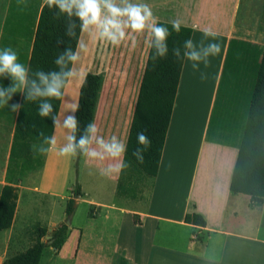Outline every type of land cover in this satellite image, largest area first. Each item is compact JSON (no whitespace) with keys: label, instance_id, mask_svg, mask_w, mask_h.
I'll list each match as a JSON object with an SVG mask.
<instances>
[{"label":"crops","instance_id":"1","mask_svg":"<svg viewBox=\"0 0 264 264\" xmlns=\"http://www.w3.org/2000/svg\"><path fill=\"white\" fill-rule=\"evenodd\" d=\"M139 2L150 5L159 21L179 19L197 28L191 37L197 44L203 30L216 31L221 54L210 68L201 65L205 81L184 61L158 174L143 182L148 195L119 196L120 175L109 179L108 188L96 184L98 193L81 185L64 245L46 247L40 264H264V203L253 207L249 194L230 188L264 52V0L244 7L243 0ZM10 3L0 0V49L13 48L28 66L38 16L33 27L31 18L8 17ZM110 55L103 65L91 64L80 89L87 72L103 74L95 122L105 138L117 135L126 143L148 54L137 72L110 64ZM0 84L7 87L10 80L0 78ZM14 99L20 102V94ZM17 116L0 107V195ZM62 159L49 154L41 168L16 181L13 223L0 230V263L47 240L49 230L66 221L73 187L60 184ZM92 205L97 212L90 217ZM189 212L201 214L206 225L186 222ZM41 228L48 233L40 236Z\"/></svg>","mask_w":264,"mask_h":264},{"label":"trees","instance_id":"2","mask_svg":"<svg viewBox=\"0 0 264 264\" xmlns=\"http://www.w3.org/2000/svg\"><path fill=\"white\" fill-rule=\"evenodd\" d=\"M28 2L30 5H27L26 12L23 4L18 5V0H11L8 13V17L16 12L20 19L31 18L32 27L38 16L35 31L33 28L31 30V33H34V41L28 66L33 72L56 69L55 57L69 45L75 50L76 40L65 34L67 19L65 16H57L58 9L50 10L47 6L42 7L43 0H26V4H29ZM29 12L32 14L30 15ZM76 22L79 24L78 20ZM159 22L168 27L171 32L168 40L169 56L154 64L150 58L152 50L149 49L126 142L128 147L126 161L130 166L120 174L117 189L119 196L137 198V189L130 180L133 175L156 177L158 174L185 61L173 57L171 48L181 46L185 39L192 37L193 33L192 27L182 25L181 32L177 34L172 30L170 22L161 20ZM76 31L79 35V27ZM59 39H62L64 43L58 44ZM102 84L103 74L93 71L87 72L81 89L80 82L78 84L79 111L76 115L81 130L89 122L95 121ZM20 102L24 106L17 116L7 170V183L3 186L0 195V230L10 228L13 223L18 199L16 174L24 176L44 165L45 155L34 153L32 146L39 143L40 131H43L45 135L53 133L51 120L42 119L38 115V102H24L22 97ZM51 102L54 109L59 111L62 101L52 100ZM140 131H144L151 140V146L144 154L143 163H139L132 156V152L137 147H141L137 142V133ZM230 188L233 191L249 194L253 207H260L264 203V52ZM82 194L81 186L76 185L67 206V218L74 214L78 198ZM96 212L95 205H92L89 216H95ZM135 221L138 222L136 217ZM185 221L200 226L206 225L205 218L196 212L187 213ZM40 230V236L48 233L47 228ZM49 233L52 234L50 239L40 238L26 251L9 257L0 264H40L46 247L62 248L69 234V225L63 222L50 229ZM194 239H199V236L195 234Z\"/></svg>","mask_w":264,"mask_h":264},{"label":"clouds","instance_id":"3","mask_svg":"<svg viewBox=\"0 0 264 264\" xmlns=\"http://www.w3.org/2000/svg\"><path fill=\"white\" fill-rule=\"evenodd\" d=\"M19 4L27 6L26 0H18ZM43 6L50 10L58 9L57 16L66 17L65 34L76 40L75 50L70 45L64 47L54 59L56 69L33 72L19 61L18 53L13 48L0 49V78L10 80L7 87L0 84V107L6 106L18 115L24 105L14 99L17 93L24 102H38V115L51 120L53 133L45 135L40 131V141L32 146L33 152L45 156L54 153L66 158L85 157L97 162L100 176L112 179L130 166L126 161L128 147L125 141L117 135L105 138L95 121L89 122L81 130L76 115L78 103L68 104L66 111L60 112L54 109L51 101L65 100L69 87L83 77L78 65L82 61V53L89 50V43L101 42L114 48L130 44L135 48L138 38H144V43L152 50L150 58L155 64L169 56L171 32L159 22L150 5L139 0H43ZM170 23L172 30L179 34L183 22L174 19ZM217 37L216 31L205 29L198 44L189 37L181 46L172 47L171 55L177 60L189 61L192 70L205 81L208 79L205 70L211 67V59L222 51ZM57 43L63 44L64 41L59 39ZM201 65L205 70L201 69ZM137 142L141 147H137L132 156L143 163L151 140L144 131H140Z\"/></svg>","mask_w":264,"mask_h":264},{"label":"rangeland","instance_id":"4","mask_svg":"<svg viewBox=\"0 0 264 264\" xmlns=\"http://www.w3.org/2000/svg\"><path fill=\"white\" fill-rule=\"evenodd\" d=\"M183 2V1H182ZM249 0H243V7L247 5ZM185 3V1L183 2ZM195 5H197V0H194ZM87 40V37H85ZM101 42L89 43V50L86 53H82V61L78 67L83 72V77L86 71L89 69L91 64L98 60L100 64L103 65L107 61L108 53H113V56L109 57L110 64L130 66L135 69V71H140L143 66V62L148 54V47L144 43V38H138V44L135 48H132L129 44L128 46L112 47ZM109 64V63H108ZM82 77V78H83ZM81 78V80H82ZM81 80L79 81L81 83ZM79 82H74L68 89V96L65 98V106L62 112L66 111V106L71 103H76L77 90ZM60 184L63 183L68 188L74 189L76 185H85L87 189L91 192H97L96 184L102 183L104 188L109 186L110 180L108 178L99 175L97 163L90 161L87 158H66L63 157L62 163L60 164ZM147 177L144 175H133L130 180L137 189V195L140 197H146L148 195L147 185L143 184ZM17 180H23V178L16 174ZM149 185V184H148Z\"/></svg>","mask_w":264,"mask_h":264},{"label":"water","instance_id":"5","mask_svg":"<svg viewBox=\"0 0 264 264\" xmlns=\"http://www.w3.org/2000/svg\"><path fill=\"white\" fill-rule=\"evenodd\" d=\"M71 222H72V217L70 216V217H68L67 219H66V221H65V223L67 224V225H71ZM52 237V234L50 233L48 236H47V238L48 239H50Z\"/></svg>","mask_w":264,"mask_h":264}]
</instances>
